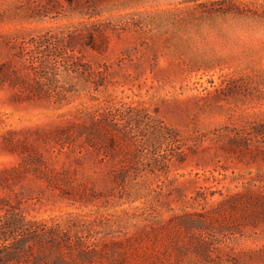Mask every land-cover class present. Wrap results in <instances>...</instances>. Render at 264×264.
I'll list each match as a JSON object with an SVG mask.
<instances>
[{"label": "rangeland", "instance_id": "obj_1", "mask_svg": "<svg viewBox=\"0 0 264 264\" xmlns=\"http://www.w3.org/2000/svg\"><path fill=\"white\" fill-rule=\"evenodd\" d=\"M14 264H264V0H0V217Z\"/></svg>", "mask_w": 264, "mask_h": 264}, {"label": "trees", "instance_id": "obj_2", "mask_svg": "<svg viewBox=\"0 0 264 264\" xmlns=\"http://www.w3.org/2000/svg\"><path fill=\"white\" fill-rule=\"evenodd\" d=\"M15 224L17 221L12 214L5 213L0 217V264H14L12 257L24 248L25 237L30 234L29 227L19 231Z\"/></svg>", "mask_w": 264, "mask_h": 264}]
</instances>
